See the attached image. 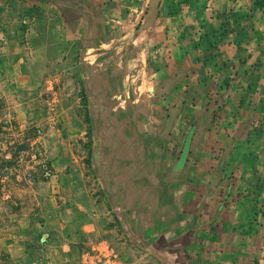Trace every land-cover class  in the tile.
Listing matches in <instances>:
<instances>
[{"label": "crops", "instance_id": "0c3cea01", "mask_svg": "<svg viewBox=\"0 0 264 264\" xmlns=\"http://www.w3.org/2000/svg\"><path fill=\"white\" fill-rule=\"evenodd\" d=\"M262 1L0 0V88L30 163L44 149L54 172L28 185L0 255L84 264L109 247L121 264H238L233 239L190 230L218 210L209 195L237 191L215 171L220 134L245 166L240 197L264 182Z\"/></svg>", "mask_w": 264, "mask_h": 264}, {"label": "rangeland", "instance_id": "374dc122", "mask_svg": "<svg viewBox=\"0 0 264 264\" xmlns=\"http://www.w3.org/2000/svg\"><path fill=\"white\" fill-rule=\"evenodd\" d=\"M48 78L50 77L46 76L44 78L40 87H45L44 84ZM0 96L4 97L1 88ZM49 105H51V102H49ZM50 112L52 114L51 121L56 123L57 118H54L51 110ZM15 114L16 112L11 103L5 101V104H0V153L2 154L0 157V192L4 201H11L10 207L20 209L17 212L19 213L28 205V185L35 183L38 177L42 178L43 167L46 166L51 170L53 178L54 172L46 160L44 149L36 150L33 153V156H35L33 160L36 164L30 163L28 144L24 139L17 136L19 124ZM30 127L36 130L40 129L37 123ZM227 144L225 134H220L217 147L215 146L212 151L218 159L217 170L215 167V171L219 174L218 178H226L222 182L224 188H227V183H230L234 187L232 191H237L232 196L209 195L210 210L215 208H218V210L202 214L203 220H206V222H203L201 228H193L190 232H192L193 237L199 236L202 238L227 236L229 239L234 240L233 243L236 249L233 254L238 264H264V182L258 189L254 190L253 194L256 193V195L251 198L250 202L240 197L239 194L242 191H239L237 184L238 179L241 178L242 168L245 166H239L236 163L235 151L227 147ZM260 156L264 157V149L257 151V158ZM258 168L262 169L264 179V164L258 165ZM212 169L213 167H211ZM53 178L50 181L54 180ZM96 183L98 182L91 181L88 189L93 191L96 188ZM222 183L218 182L219 185ZM53 187L54 190L58 189L59 184L57 181H54ZM7 206V204L0 202V212L5 213L4 208ZM218 206L228 208L220 210ZM12 216L13 214L8 215L9 222H4L0 227V238L10 233L11 235H19L16 229L10 230L13 227V220L17 223ZM133 232L135 230H123L124 235L126 237L128 235L132 239L135 238ZM0 258L1 264H13L7 254H1ZM176 264H181V262H176Z\"/></svg>", "mask_w": 264, "mask_h": 264}, {"label": "built area", "instance_id": "2783aa9c", "mask_svg": "<svg viewBox=\"0 0 264 264\" xmlns=\"http://www.w3.org/2000/svg\"><path fill=\"white\" fill-rule=\"evenodd\" d=\"M27 24L31 25V23H28V22ZM59 81L60 80L57 77L48 78L44 84L45 91L53 92L55 89V86L59 83ZM43 97L44 96L42 95L40 96V98H43ZM49 102H51V105H49L50 110L53 112L54 118H57L58 117V109L56 106L57 100L54 101L51 99L49 100ZM42 178L44 181H50L53 178L51 170L46 166L43 167ZM55 192H57V188ZM50 239H51V236L49 235L45 236L43 238L44 240L43 242L48 243ZM123 243L126 245V247L128 246L131 247L129 242L125 238H123ZM84 264H121V263L118 261L117 253L112 248L106 247L102 249H94L86 253V256L84 258Z\"/></svg>", "mask_w": 264, "mask_h": 264}, {"label": "trees", "instance_id": "16d2710c", "mask_svg": "<svg viewBox=\"0 0 264 264\" xmlns=\"http://www.w3.org/2000/svg\"><path fill=\"white\" fill-rule=\"evenodd\" d=\"M263 3H264V1H262V4ZM5 101L6 100L4 99V97L0 96V104H5ZM1 156H2V154L0 153V157ZM0 161H1V158H0ZM0 202H3L4 204H7L8 205L7 207L4 208L5 213L0 212V227H1L4 222H6V223L9 222L8 215L15 214L20 209L10 207L9 205H10L11 201L10 200L9 201L8 200L7 201H4L1 192H0ZM0 264H1V258H0Z\"/></svg>", "mask_w": 264, "mask_h": 264}]
</instances>
